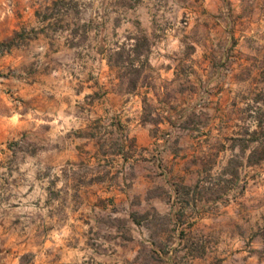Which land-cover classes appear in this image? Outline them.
I'll return each mask as SVG.
<instances>
[{
	"label": "rangeland",
	"instance_id": "1",
	"mask_svg": "<svg viewBox=\"0 0 264 264\" xmlns=\"http://www.w3.org/2000/svg\"><path fill=\"white\" fill-rule=\"evenodd\" d=\"M204 2L0 0V264H264V31Z\"/></svg>",
	"mask_w": 264,
	"mask_h": 264
},
{
	"label": "crops",
	"instance_id": "2",
	"mask_svg": "<svg viewBox=\"0 0 264 264\" xmlns=\"http://www.w3.org/2000/svg\"><path fill=\"white\" fill-rule=\"evenodd\" d=\"M206 7L193 14L205 17L211 26L227 31L245 27L248 32L264 31V0H205Z\"/></svg>",
	"mask_w": 264,
	"mask_h": 264
},
{
	"label": "trees",
	"instance_id": "3",
	"mask_svg": "<svg viewBox=\"0 0 264 264\" xmlns=\"http://www.w3.org/2000/svg\"><path fill=\"white\" fill-rule=\"evenodd\" d=\"M19 35H20V33L19 32H16V34L12 38H10L8 41H5V42L0 43V45L7 46V48L10 49L11 46L15 44V40H16V38ZM109 60H110V64H111V61H112L111 58Z\"/></svg>",
	"mask_w": 264,
	"mask_h": 264
}]
</instances>
